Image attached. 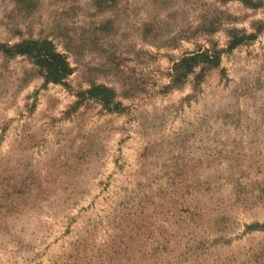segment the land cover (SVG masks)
<instances>
[{
    "label": "rangeland",
    "instance_id": "1",
    "mask_svg": "<svg viewBox=\"0 0 264 264\" xmlns=\"http://www.w3.org/2000/svg\"><path fill=\"white\" fill-rule=\"evenodd\" d=\"M22 40L70 73L0 50V264H264V0H0Z\"/></svg>",
    "mask_w": 264,
    "mask_h": 264
},
{
    "label": "trees",
    "instance_id": "2",
    "mask_svg": "<svg viewBox=\"0 0 264 264\" xmlns=\"http://www.w3.org/2000/svg\"><path fill=\"white\" fill-rule=\"evenodd\" d=\"M250 1V0H242ZM238 40L233 41L229 48L238 44ZM0 50L6 54H27L34 58L35 63L39 64L45 71V79L48 81L62 82L63 78L70 73L69 63L66 60L64 54L56 52L49 44L48 41H38V40H22L16 42L13 45H7L6 43L0 42ZM222 49H215L209 53L206 51L194 52L190 55L184 56L180 61L174 65L173 78L177 76H183L187 72L192 71V69L199 64L205 66H216L219 64L220 55ZM98 89L104 86H95ZM89 89V91H91ZM106 97V95H105Z\"/></svg>",
    "mask_w": 264,
    "mask_h": 264
}]
</instances>
